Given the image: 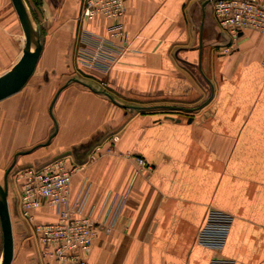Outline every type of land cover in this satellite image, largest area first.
<instances>
[{
	"label": "crops",
	"instance_id": "crops-1",
	"mask_svg": "<svg viewBox=\"0 0 264 264\" xmlns=\"http://www.w3.org/2000/svg\"><path fill=\"white\" fill-rule=\"evenodd\" d=\"M39 2L49 22L39 58L0 100L2 183L15 160L6 178L11 264H49L21 218L13 172L60 157L80 167L70 190L88 187L85 212L95 215L107 193L127 194L88 264H208L219 255L264 264V33L233 40L213 0H124L127 49L102 73L77 49L82 26L105 34L107 20L82 22L81 0ZM208 208L233 216L222 250L196 243ZM53 218L49 207L37 213Z\"/></svg>",
	"mask_w": 264,
	"mask_h": 264
},
{
	"label": "built area",
	"instance_id": "built-area-1",
	"mask_svg": "<svg viewBox=\"0 0 264 264\" xmlns=\"http://www.w3.org/2000/svg\"><path fill=\"white\" fill-rule=\"evenodd\" d=\"M213 12L220 28L235 40L240 33L253 30L264 33V0H213ZM124 0H81L79 18L107 20L106 33L99 34L82 26L77 57L79 62L102 73L108 72L127 49V35L121 25ZM226 51V49H225ZM113 136L111 141H116ZM142 169L152 167L136 157ZM80 167L67 166L60 157L40 166H24L13 172L18 187L21 218L29 224L41 257L49 264H88L93 241L110 236L127 202V194L107 193L95 215L84 211L88 187L72 197V175ZM52 208L54 218L37 220V213ZM233 216L220 209L208 208L196 233V243L211 250H222ZM208 264H235L224 256L212 257Z\"/></svg>",
	"mask_w": 264,
	"mask_h": 264
},
{
	"label": "water",
	"instance_id": "water-1",
	"mask_svg": "<svg viewBox=\"0 0 264 264\" xmlns=\"http://www.w3.org/2000/svg\"><path fill=\"white\" fill-rule=\"evenodd\" d=\"M22 28L24 41L17 61L0 75V100L17 92L34 70L42 49L40 26L33 16L26 0H10ZM13 160L7 170L3 183L0 182V264H11L14 251L12 222L8 204L6 178L14 165Z\"/></svg>",
	"mask_w": 264,
	"mask_h": 264
},
{
	"label": "rangeland",
	"instance_id": "rangeland-1",
	"mask_svg": "<svg viewBox=\"0 0 264 264\" xmlns=\"http://www.w3.org/2000/svg\"><path fill=\"white\" fill-rule=\"evenodd\" d=\"M26 2L33 16L39 23L40 37L43 42L46 36L45 28L48 29L47 24L49 22L47 18L43 20V16L39 17L38 15L37 9L40 3L39 0H32L30 2L26 0ZM23 41V32L11 1L0 0V74L20 55ZM0 182L2 183V180H0Z\"/></svg>",
	"mask_w": 264,
	"mask_h": 264
}]
</instances>
